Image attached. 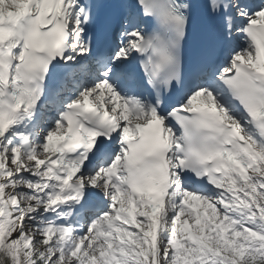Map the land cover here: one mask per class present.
Wrapping results in <instances>:
<instances>
[{
  "label": "snow or ice",
  "instance_id": "6c2138e0",
  "mask_svg": "<svg viewBox=\"0 0 264 264\" xmlns=\"http://www.w3.org/2000/svg\"><path fill=\"white\" fill-rule=\"evenodd\" d=\"M0 264H264V0H0Z\"/></svg>",
  "mask_w": 264,
  "mask_h": 264
}]
</instances>
